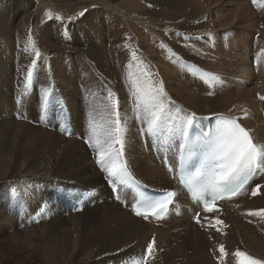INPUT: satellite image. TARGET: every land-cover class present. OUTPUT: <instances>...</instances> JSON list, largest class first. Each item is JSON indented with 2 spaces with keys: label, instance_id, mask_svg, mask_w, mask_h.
Returning <instances> with one entry per match:
<instances>
[{
  "label": "bare ground",
  "instance_id": "bare-ground-1",
  "mask_svg": "<svg viewBox=\"0 0 264 264\" xmlns=\"http://www.w3.org/2000/svg\"><path fill=\"white\" fill-rule=\"evenodd\" d=\"M102 1H106L107 3L104 4ZM102 1L99 3L105 5V8H107L108 11H110V8L112 12L115 13V15L110 16L109 22L113 21L115 24L121 25L120 28H116V26H108L107 22L105 26L103 25L102 29L100 28L99 31H94L92 30L93 28H88L89 31H80L78 28L79 30H74L73 33V37L78 45L79 53L83 54L87 59H89L91 68L94 69H96L97 64H99L100 67V62L103 60L101 57L103 44L106 42L111 43L113 38L114 40L118 38V42L114 43L112 49L114 55V66H108L107 68H105V65L103 66L106 78L109 77V79L106 80L111 81L107 84V89H102L101 93L104 98L102 100L99 99V94L94 93V91H91L92 93L90 92L88 95L90 105L94 108V110H92L90 113L91 117L95 115L96 107L99 108L101 106V108H103L102 106H104L103 104L106 101L105 97L107 96H109V98L111 97L114 102L117 101L120 105L125 104L123 99V90L117 82L118 72L120 73L122 71L127 75H130V73L134 71L138 76L137 80L144 81L142 86L148 85L149 88L152 84H150V82L147 83L148 81L146 82L143 75L141 74L142 71L139 67H141L142 63H144L143 57L141 55L135 56L133 57L132 61H130V58H132V56L135 54V50H140L142 47L141 44H145L143 43L145 41L143 36H140L138 33H136L138 31L135 27H142L143 32L154 30L164 33L166 28L163 27L164 25L170 23L171 26H174L181 18L199 20V18L193 16V14H184L183 9L187 7L192 0H124L125 3L131 4L134 8L137 7L139 9H135V12L127 11L128 13L122 11V14L118 11L119 7L111 6L112 3L110 0ZM199 1L201 0H196V2ZM141 2H143L145 5ZM5 4L6 1L0 2V35L2 39H7L8 42H10L9 29H11L10 27L13 28V26H15L13 20H19V23L18 25L16 23V26L20 31L19 33L21 34L20 41L26 44V46H29L27 41L32 37L30 30L28 29L30 25L29 17L32 16L33 11L30 10V8H25L17 4L7 9L3 8L2 10L1 7H4ZM94 4H96V2L93 0L78 1L76 4L73 3L70 5L71 7H68V14H70L72 17L76 15L78 17L80 12ZM244 7L246 8L245 5ZM240 9H242V7H240ZM241 12L244 13V11ZM247 12L244 14L248 15ZM40 16H43V13H41ZM216 18L218 17L216 16ZM10 19L13 20H11V23L8 24L7 21ZM87 20L89 21V19ZM212 20L213 24H215V26L219 27L220 29L228 28V24H226V22L229 21V18L228 21L224 17H219L216 20ZM238 20L241 22L243 21L245 27L256 29V23L253 21L252 15L240 17ZM258 21H262L264 24V18L263 20L259 18L257 22ZM230 24L232 23L229 21V25ZM262 31H264V28ZM173 32L175 31H168V33ZM49 35L52 38L54 36L52 33H49ZM61 37L62 39H66L62 33ZM47 38L48 36L45 33L43 37L44 41L48 40ZM84 40L86 42L85 44L83 43ZM242 42L245 44L242 45L238 43L233 48L236 50H233L235 53L231 55L225 54V48L223 46H217V53L214 57L216 61L220 62H223L222 58L230 60V65L226 70L227 72H225L228 74V76H231L228 81L231 83V86L235 88L234 91L228 93L221 92L219 94H215L211 99H209L204 91H201L195 87L193 76L197 74V72L191 71L186 66H181L178 64L176 65V68L182 69L181 72H183V76L187 77V79L191 82V88L193 87L197 89L198 92L195 93L191 91L190 89L186 88L187 86L183 88L177 85V88L175 89V93L177 94L175 96L190 106L192 114L195 113L196 116L200 118L198 121H200L202 124H205V118L228 115L230 117L236 118L250 131L253 138L255 139L257 147H259L260 164L262 165L261 167L263 168V171L257 173L254 177V180L244 188V192H248L249 194L244 195L243 193L238 197L224 201L219 205L218 209L212 210L205 214V216L202 218V222L205 221V224L201 226L202 228H200L201 224L196 225L193 223H189V225L185 228L181 226L180 228H177L176 226L180 224L182 219L188 218L187 216H183L178 220L171 219L167 224L169 225V229L165 230L164 227L166 225H163L160 228L154 227L144 222L143 219L137 217L135 218L134 216L128 215L126 211H121V209L117 207V203L112 200L104 181L98 175L96 176L95 173L91 174L88 165H86L84 160H82V158L77 155L82 151L80 147L75 146L73 148L69 146L71 143H68L67 145L62 143L59 144L62 147L61 154L59 150V154H54L53 159L50 162H46V164L44 163L45 165L41 168L42 170H37L38 167L35 168L34 164L38 160L29 161V152L30 149L32 150L34 145V142H32L31 139L36 135V129H31L29 133L26 131L27 136L26 134L23 135V132H21V136L23 135L22 140L26 141L24 142V147L22 144L23 148L21 147L19 151L14 147L15 142L12 141V144L8 148V152L4 155L6 156V159L4 161H0V165L6 167L5 172H7V174L19 172L20 174H24V176L31 175L30 177L43 179L42 185L38 186L40 188L36 186H34L33 190L28 188L30 190L29 193L26 196H23L24 199L29 198L30 200H33L35 193L38 197L44 196V199L42 200L47 207L42 213L38 212V223L41 224V226L38 232V241L36 246L39 256L43 261L50 264H59L60 262H63V264H71L73 258L77 257L78 260L75 264H119V258L117 254H120L118 252L123 250L122 256L124 255L125 263L122 264H135L139 259L140 261L138 264H141L143 261L142 256H144L147 250L148 243L154 241L152 252V255L154 256V264H248V258L254 259L261 262V264H264V117L261 116V111H264V69H258L259 76L256 77L255 82L253 85H251L252 81L248 80L247 78V73L249 70V65L247 66V55L249 54V49H251V46H249L247 49H244L246 48L247 43L245 41ZM164 53L169 54L168 51ZM191 59L189 60L191 61ZM203 59L205 60V58ZM81 60L82 59L80 58L77 62L80 63L81 66H84V64H82L83 61L81 62ZM203 63L205 62L203 61ZM242 65H244V67H242ZM224 66L223 70L225 68ZM8 67L9 66L7 63L0 61V77L7 73ZM219 68L222 67L219 66ZM83 71L84 70L82 69L80 72L78 69L75 72L80 75ZM70 72L71 70L69 69V73ZM60 75H63L64 79L67 77L64 72H61V74L58 76L60 77ZM82 76H84V73ZM172 79L176 78L172 76L171 80ZM113 81L117 84H115ZM128 82H130V80ZM110 87L113 89L111 90ZM134 90L135 88L132 89V91ZM256 96L261 98V100L256 101ZM109 98L107 100H109ZM109 107L110 106L105 108V113L109 119L112 118L111 121H113L118 116V114L114 112L109 113ZM222 108L228 110L220 111ZM145 111L146 110L140 111L141 114L139 112L135 113L131 118L128 115L123 114L122 121L119 123V136L123 146L122 155L128 163V168L140 182L146 184L145 182L149 181L148 179H150L154 183H150L151 185H149L147 182V186L157 191H168L171 190L172 187L169 188V185L172 183L168 179L164 169L155 161L152 154L146 153L144 150L145 148L148 150L150 149L153 137L163 133L162 130L165 124V119H168L169 122L171 119L170 117H167L161 113V119L157 122V126L154 130L155 134L145 135L147 132L148 123L151 120L150 111ZM100 114H98V116H100ZM91 117L90 122L97 123V121H94V117ZM70 118L72 120V117ZM101 118L103 119V117ZM101 118L99 117L98 119L103 122ZM10 122L14 123V121L12 122V119L9 117V121L7 119V124H5L4 128L7 129L8 132L13 133L14 127L11 126L12 124H10ZM72 124L73 123H69V126L70 128L72 127L75 132L76 125ZM47 133L49 139H47V143L52 144L53 146V139L55 135L50 132ZM178 133H180V131H178ZM70 142H72L71 139ZM42 144V139H39L36 142V146H41ZM71 145L73 146L74 143ZM45 147L46 144L40 148L36 147L34 150L36 152H40ZM0 148L2 149L3 147L0 146ZM57 149L54 150L56 151ZM29 164H32L31 169ZM17 177L18 176L11 175L10 179L15 180V182H20L17 180ZM145 179L147 180L144 181ZM27 182L35 183V181L32 180H28ZM159 183H162L163 186L158 187L156 184ZM257 183H260L261 187L257 191V195L253 196L250 189L255 188L254 184ZM20 185V188L24 186V184ZM46 185L47 191L43 188L44 186L46 188ZM30 186L33 185H27L26 187ZM43 191L47 193L45 195H41ZM57 199H62V201ZM97 199L106 200L107 207H105L103 204L98 205L96 203ZM57 202L59 203V206ZM71 203L78 204L82 208H85L86 205H91L90 208L87 207L85 210L82 209V211L84 212L87 209H93V212H87L88 214L86 217H76L75 219H70L68 222L61 220L63 217L60 218V216L63 215H66V219H68V206L71 205ZM220 206L226 207L221 208ZM32 207H34V205H32ZM188 208H191V205H189ZM216 212H218L217 217L214 216ZM85 213L81 215H84ZM221 248L223 251H221ZM173 251L176 254L174 257H172ZM236 252H242L245 254V256H236ZM112 256L115 257V261H111L108 258H111ZM151 262L153 261L151 260Z\"/></svg>",
  "mask_w": 264,
  "mask_h": 264
},
{
  "label": "rangeland",
  "instance_id": "rangeland-1",
  "mask_svg": "<svg viewBox=\"0 0 264 264\" xmlns=\"http://www.w3.org/2000/svg\"><path fill=\"white\" fill-rule=\"evenodd\" d=\"M1 1H6L4 7H1L2 10L3 8L7 9L17 4L25 8H30V10L33 11V14L29 17L30 25L28 29L32 35V37L27 41L29 46H26V44L20 41L21 34L16 26V23L18 25L19 20L14 21L13 19H10L7 21L8 24L11 23V20L15 23V26H13V28L10 27L11 29H9L10 42H8L7 39H2L0 35V61L7 63L9 66L7 73L0 77V79L4 78L1 79L2 81L0 80V146L3 147L2 149L0 148V159H3L0 161H4L6 159V156L4 155L8 152V148L12 144V141L15 142L14 147L20 151L22 144L24 147V142H26L25 140H22L23 135L26 134V131L29 133L31 129H36L37 133L31 139L32 142H34L35 147L33 145L32 150L29 148V161L38 160L34 164L35 168L38 167L37 170H42L41 168L46 164V162L48 163L53 159L54 154H59V150L61 154L62 147L59 144L62 143L67 145L68 143H74L73 146L71 144L69 146L73 148L75 146L81 148V153L76 154L84 160L86 165H88L90 173H95L96 176L98 175L103 180L104 177H107L108 175L107 172L103 170V166L98 162V149L91 148L85 143L86 140H90L92 138V128H96L97 133L99 134L98 138L102 140L104 138L105 130L109 127H115V123H109L112 118L110 116L111 119H109L106 115L105 108L110 106L109 113L114 112L118 114L113 122L119 121L118 123H120L122 121L123 114H126L131 118L135 113L139 112L141 114L140 111L146 110L145 112H148L151 108L150 104L152 103L149 102L146 106L144 102L136 101V86H139L142 89L144 88V90L146 89L145 91H147L149 89L148 85L142 86L144 81L137 80L138 76L134 71L131 72L130 75L121 71L117 74V82L123 90V99L125 104L123 103L124 105H120L117 101L114 102L111 97H105L106 101L103 104L104 106H102L103 108L99 105L100 112L99 108H95L96 111L93 117L94 121H97V123L90 122V113L94 110V108L90 105L88 95L91 91H94V93L99 94V99L102 100L104 98L101 93L102 89H107V84L111 81L106 80L109 79V77L106 78L103 66L105 65V68L108 66H114V55L112 49L114 43L118 42V38L115 40L113 38L111 43L106 42L103 44L101 50V57L103 60L100 62V67L99 64H97L96 69H94L91 68L89 59L79 53L78 45L73 37V33L74 30L80 29V31H86L88 28H93L92 30L99 31L100 28L102 29L103 25L105 26L107 22L108 26H116V28H120L121 25H117L113 21L109 22L110 16L115 15V13L112 12L110 8V11H108L107 8H105V5L99 3L102 0H93L96 4L84 9L82 11L84 15H81L82 12H80L78 17L77 15L72 17L68 14V7H71L70 5L73 3L76 4L78 1L83 0H0V2ZM102 2H104V4L107 3L106 1ZM110 2L112 3V7H119L118 11L121 14L122 11L128 13L127 11L135 12V9H139L137 7L134 8L131 4L125 3L124 0H110ZM141 3L144 4L143 2ZM240 7H242V9H240ZM183 11L185 15L193 14V16L198 17L199 20L181 18L174 26H171L170 23L164 25L163 27H166L164 33L154 30L143 32L142 27H135L138 31L136 33L143 36L145 40L143 43L145 44H141V49L135 50L134 56L130 58V61H132L133 57L141 55L144 59V63L141 64V67H138L141 69V74L143 75L145 81H148L147 83L150 82V84L152 83L151 87L153 86L163 89L164 95L162 98L160 97L159 102H161L164 107L162 113L167 117H170L171 121L169 122L168 119H165L162 134L168 133L170 136H176L179 131L178 129L182 127V122L188 115L192 114L190 106L175 96L177 94L175 93L177 85L183 88L187 86L186 88L191 91L195 93L198 92L197 89L193 87L191 88V82L187 79V77L183 76V72H181L182 69L176 68V65H184L191 71L197 72V74L193 76L195 87L204 91L209 99H211L215 94H219L221 92L228 93L234 91L235 89L228 81L231 76H228L226 73V70L230 65V60L222 58L223 63L214 59L215 54L217 53V46H223L225 48L226 55L234 54L235 52H233V50H236L233 48L238 43L242 45L245 44L242 41L247 43L246 48L244 49L251 46L249 54L247 55V66L249 65L248 68L251 72L250 73L248 70L247 74L249 77H252L249 78L247 76V78L252 81L251 85L255 82L256 77L259 76L258 69H261V67L264 66V31H262L264 24L262 21L257 22L259 18L262 20L264 18V0H255V3H253V0H201L199 2L192 0L191 3L183 9ZM241 11H244V13L248 11V15L253 16V21L256 23V29L247 28L245 27L243 21H240L242 19L238 20L240 17L248 16ZM41 13H43V16H40ZM216 16L218 18L224 17L227 21L229 18V21L232 23L230 24L231 26L229 25V21L226 22V24H228V28L220 29L215 26L212 19H218ZM82 19L86 20L88 23ZM87 19H89V21ZM168 31L175 32L168 33ZM45 33L48 36V40L44 41L43 37ZM49 33L54 35L53 38L50 37ZM61 33L66 39H62ZM83 43H86L85 40ZM166 51H168L169 54H165L164 52ZM80 58L82 59L81 62L83 61L82 64H84V66H81V64L77 62ZM188 58H192L191 61ZM203 58H205V60ZM33 61H36V63L33 64ZM203 61L205 63H203ZM219 66L222 68H219ZM223 66L226 69L224 68L223 70ZM242 67H244V65H242ZM69 69L71 70L70 73ZM78 69L80 72L82 69L84 71L79 75L75 72ZM30 71L31 75H29ZM61 72L66 74V79L63 78V75H60V77L58 76ZM83 73L84 76H82ZM172 76L178 81L176 79L171 80ZM129 80L130 82H128ZM133 81L136 82V86H134ZM114 83L117 84L116 82ZM134 88L135 90L132 91ZM110 89L112 90L113 88L110 87ZM108 98L109 100H107ZM255 100L259 101L261 98L256 96ZM113 104L116 105L115 109L111 107ZM227 110L228 109L225 108L220 109V111ZM98 114H100V116H98ZM261 114L263 117L264 111H261ZM9 117L12 119V122L14 121V123L10 122V124H12L11 126L14 127L13 133L8 132L7 129L4 128L5 124H7V119L9 121ZM70 117H72L73 121ZM99 117H103V119H101L104 124L100 119H98ZM69 123L76 125V131L74 132V129L71 127L73 131L70 135H67L64 128L66 126L70 127ZM21 132H23L22 136ZM47 132L55 135L53 139V146L52 144L47 143L49 140ZM39 139L43 140V144L41 146L46 144V147L43 148L42 151L38 150L41 153L34 150L36 147H41L36 146V142ZM70 139L72 142H70ZM113 148V155H117L118 150V161L127 166L128 163L122 155V144H115ZM54 149L57 150L55 151ZM31 165L32 164H29L30 169L32 168ZM5 171L6 167L0 165V264H50L41 259L36 247L38 232L41 226V224L38 223V212L42 213L47 207L42 200L44 199V196L38 197L35 193L33 200L23 198V196H26L30 190H33L34 186H41L43 179L30 177L31 175L24 176V174H20L19 172L7 174ZM11 175L18 176L17 180L20 182L11 180ZM28 180L35 181V183H28ZM148 180L149 181L147 182L149 185L154 183L152 180ZM147 182L145 183L147 184ZM20 184H24V186L20 188ZM27 185L33 186L26 187ZM156 185L158 187L163 186L162 183ZM254 186L258 191L261 184L257 183L254 184ZM171 187L172 186L170 184L169 188ZM28 188L31 189L29 190ZM43 188L47 191V185L46 188L45 186ZM46 193L47 192L43 191L41 195H45ZM245 194L248 195L249 193L245 192L244 195ZM57 200L62 201V199ZM96 203L98 205L103 204L107 207V201L104 199H97ZM31 204L34 205V207H32ZM57 204L59 206L58 202ZM116 205H118L117 207L120 208L121 211H126L122 210L119 204ZM87 207L90 208L91 205H86L85 208ZM220 207L224 208L226 206ZM85 208L80 207L78 204L71 203V205L68 206V219H66V215L60 216V218L63 217L61 220L68 222L70 219H75L76 217H86L88 214L87 212H93V209H87L83 212L82 209L85 210ZM83 213L85 214L81 215ZM128 215L132 216L131 214ZM214 216L217 217L218 212H216ZM189 223L192 222L189 218H185L182 219L180 224L176 227L180 228L181 226L185 228L189 225ZM204 224L205 221L201 223L200 228H202L201 226ZM164 228L165 230H168L169 225H166ZM152 252L153 247L150 253L146 250L144 256H142L143 261L141 264H154V256L152 255ZM118 253L121 254H117L119 264L125 263L124 255L122 256L123 250ZM175 255L176 254L173 251L172 257ZM108 258L111 261H115L114 256ZM77 260L78 258L74 257L71 264H75ZM151 260L153 262H151ZM139 261L140 259L137 260L135 264H138ZM59 264H63V262H60Z\"/></svg>",
  "mask_w": 264,
  "mask_h": 264
},
{
  "label": "snow or ice",
  "instance_id": "snow-or-ice-1",
  "mask_svg": "<svg viewBox=\"0 0 264 264\" xmlns=\"http://www.w3.org/2000/svg\"><path fill=\"white\" fill-rule=\"evenodd\" d=\"M255 3V0H253ZM81 15H84L82 12ZM36 61H33L35 64ZM31 75V71L29 72ZM134 86L136 82L133 81ZM164 95L163 89L158 87H149L147 91L136 86V101L144 102L147 106L151 103L149 109L151 120L148 123L147 132L145 135H154L157 122L161 119V113L164 110L163 104L160 103V97ZM115 109L116 105H112ZM154 109V110H152ZM198 118L195 113L188 115L183 121L182 127L178 130L185 137L188 136V130L194 126ZM207 119V118H205ZM221 121L220 126L216 129L214 141L211 145L212 151L221 159L229 161L228 172L225 173L226 184L228 185L223 191H213L211 193L212 200H216L217 197H224L237 193L245 185H248L250 181L254 179V174L259 170V166H262L257 159V152L253 140L246 129L240 126L234 120H227L223 117L218 118ZM110 124L115 123V127H109L104 132V138L101 140L98 138L99 134L95 127L92 128V138L86 140L85 143L89 147L98 149L97 157L98 162L103 166V170L107 172V175L114 183H124V176L126 175L125 167L118 161V150L117 155H113L115 144H120L121 140L118 135L119 123L110 121ZM205 136L210 134L205 133ZM235 177L233 183L231 178ZM253 196L257 195V189L251 188ZM172 203V192L161 194L160 198L153 203H149L143 212H136L137 216H143L145 219L149 215L160 217L166 211L169 204ZM204 210L211 211V207L207 200L204 202ZM251 214V213H250ZM199 223V219L197 218ZM154 241H151L147 245V252L150 253L153 247ZM221 251L223 249L221 248ZM236 256H245L242 252H236ZM248 264H261V262L254 259L248 258Z\"/></svg>",
  "mask_w": 264,
  "mask_h": 264
}]
</instances>
